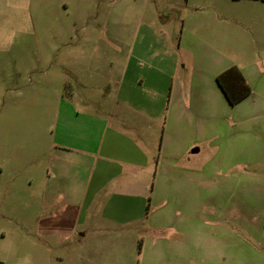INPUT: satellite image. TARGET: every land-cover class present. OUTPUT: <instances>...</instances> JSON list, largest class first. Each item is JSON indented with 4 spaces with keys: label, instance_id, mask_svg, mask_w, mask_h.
Wrapping results in <instances>:
<instances>
[{
    "label": "rangeland",
    "instance_id": "obj_1",
    "mask_svg": "<svg viewBox=\"0 0 264 264\" xmlns=\"http://www.w3.org/2000/svg\"><path fill=\"white\" fill-rule=\"evenodd\" d=\"M139 1L0 0V264H91L88 259L100 257L95 244L100 240L87 238L81 245L74 232L78 226L58 221L61 215H71L73 207L60 204L67 199H62L58 178L45 186L47 170L53 158L64 166L58 160L59 146L73 143L74 126L63 116L61 99L76 87L73 74L66 70L74 69L79 38L127 39L125 25L136 28ZM149 1L144 20L155 19L157 27L166 24L172 38L173 27L188 32L195 57L212 56L213 47H219L227 64L264 68V33H259L255 1ZM159 14L167 16L165 23L156 19ZM145 35L143 40L152 43L160 37ZM141 49L150 55L160 46ZM193 65L196 74L198 63ZM250 82L255 107L236 111L225 101L212 105V122L217 121L210 129L213 140L203 158L195 159H207V171L194 176L197 196L187 214L199 221L201 217L226 221H200L197 231L210 233L208 251L184 264H264V71ZM236 118L250 121L232 126ZM44 195L51 196L53 206L46 205ZM181 211L173 216L177 228L186 214ZM176 246L173 251H178ZM116 249L111 250L115 264H122L124 257L138 259V244L125 255Z\"/></svg>",
    "mask_w": 264,
    "mask_h": 264
},
{
    "label": "crops",
    "instance_id": "obj_2",
    "mask_svg": "<svg viewBox=\"0 0 264 264\" xmlns=\"http://www.w3.org/2000/svg\"><path fill=\"white\" fill-rule=\"evenodd\" d=\"M253 1L263 34L264 0ZM138 3L136 28L125 25L127 39L79 38L74 69L66 70L73 74L76 87L61 99L63 116L74 126L73 143L59 146L58 160L64 166L53 158L47 170L45 186L58 178L62 199H67L60 204L73 207L71 215H61L58 221L78 226L74 232L81 245L87 238L100 240L95 243L100 257L94 262L88 259L91 264H115L111 250L117 248L125 255L134 244H138V259L123 256L122 264H184L207 252L210 233L197 231L200 221L222 224L226 218L201 217L199 221L187 212L197 196L192 189L194 176L207 171V159H195L203 158L213 140L210 129L217 121L212 122V105L225 101L236 111L255 107L252 85L251 93L238 103L227 101L216 76L232 62H225L219 47H213L212 56L195 57L188 32L173 27L172 38L166 24L157 27L155 19L144 20L150 1ZM156 19L165 23L167 16L159 14ZM145 32L160 35L158 42L152 39L160 49L150 55L141 49L154 46L143 40ZM260 69L256 71L252 64L240 70L250 84L253 76L264 71ZM248 121L236 118L232 126ZM46 195L44 202L53 206L55 202ZM181 210L186 214L179 229L173 216H180ZM212 240L220 246L216 237ZM175 243L178 251H173Z\"/></svg>",
    "mask_w": 264,
    "mask_h": 264
},
{
    "label": "trees",
    "instance_id": "obj_3",
    "mask_svg": "<svg viewBox=\"0 0 264 264\" xmlns=\"http://www.w3.org/2000/svg\"><path fill=\"white\" fill-rule=\"evenodd\" d=\"M216 80L227 101L234 105L251 93V87L236 65L221 71Z\"/></svg>",
    "mask_w": 264,
    "mask_h": 264
}]
</instances>
